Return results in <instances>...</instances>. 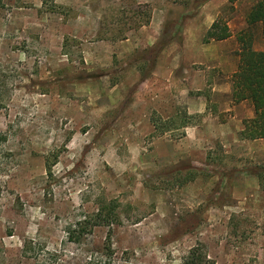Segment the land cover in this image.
I'll use <instances>...</instances> for the list:
<instances>
[{"label":"rangeland","instance_id":"1","mask_svg":"<svg viewBox=\"0 0 264 264\" xmlns=\"http://www.w3.org/2000/svg\"><path fill=\"white\" fill-rule=\"evenodd\" d=\"M255 2L0 1V264H183L196 247L213 264H264V175L238 193L232 180L243 176L224 169L264 163L213 143L178 159L182 126L197 123L185 119L187 94L209 106L208 80L230 81L211 68L201 89L198 47L171 75L155 53L181 43L185 27L219 22L233 38L202 39L205 48L238 58ZM151 21L162 29L153 47L121 49ZM252 34L264 52L259 28Z\"/></svg>","mask_w":264,"mask_h":264},{"label":"crops","instance_id":"2","mask_svg":"<svg viewBox=\"0 0 264 264\" xmlns=\"http://www.w3.org/2000/svg\"><path fill=\"white\" fill-rule=\"evenodd\" d=\"M212 25L213 24L205 29H201L200 27L183 28L181 31V43H177L175 40L170 39L165 45L166 48L158 54L159 58H162V62H164L163 58H168L169 62L167 64L161 63L158 67L161 69L167 65V67H169L168 74L171 75L175 72V68L177 69L178 67L177 58H180V60L184 58L185 48L189 46L198 47L201 51V59L195 58L192 61V64L198 63V65H204L205 70L198 72V74H202L199 80V82H202L201 89L206 87V79L209 78V73L206 71H209L211 68L218 69V77H216V79L219 80V78H222L230 81L226 82V84L221 87L217 85L218 82H214L215 79L212 80V82L210 79L208 80V83L212 84L210 85L212 88L210 90L209 106L204 99L198 98L196 95L191 93L187 94L186 101L183 103L184 111H186L187 115L185 119L192 120L193 117H195L197 118V123L189 124V122H186L187 125L182 127L183 134L178 140L177 147H183L184 150L180 152L182 155L178 154V159L179 156L192 158L193 155L190 157L189 154L191 155L194 150L204 151L205 149H211L212 146L210 144L213 143L217 149H219V144L226 155L235 151L237 148L240 149L239 147H244L246 148L244 149L246 152L242 154H244L246 158L251 159L255 163H264V139L245 141L239 138V134L244 128V122L250 121L254 118V111L250 104L247 102H240L236 104L232 100L231 78L237 71L239 58H218L216 54H210V50L205 48L206 45L202 42V39H204L206 33ZM227 29L230 34L229 27ZM161 32V27L156 24L153 25V22L151 21L148 26L143 25L138 28L134 36L132 35L130 39H126L122 42L125 44H122L121 49L133 51V49L137 47L151 48L160 38ZM232 38L233 36L230 35L229 38L223 41L216 42L214 40H210V43L207 46H215L223 42H227ZM180 47H182V52H179ZM178 63H181V61ZM192 72L193 70L188 73L191 74ZM194 89L195 87L193 90L190 89L189 91H195L196 93H200L201 91V89ZM179 107V103H175L174 105H169L166 109H164L165 111L163 110V112L166 113L164 115L165 120L176 117ZM170 132L171 130L166 131L164 135L169 134ZM206 145L210 146L205 148ZM169 153L171 154V151L168 152V155ZM224 169L231 171V174L243 176L232 180L235 181L233 183H236L238 186V188H236L238 193L240 191H249L260 188L257 177L252 175L242 166H232L230 168L225 166ZM220 181V184L224 185L222 184V180ZM226 182L227 180H225V183Z\"/></svg>","mask_w":264,"mask_h":264},{"label":"trees","instance_id":"3","mask_svg":"<svg viewBox=\"0 0 264 264\" xmlns=\"http://www.w3.org/2000/svg\"><path fill=\"white\" fill-rule=\"evenodd\" d=\"M245 24L246 31L237 37L239 64L236 73L231 78V94L234 103L247 102L254 111V118L244 122V128L240 132L239 138L245 141H256L264 139V52L253 50L252 29L258 27L261 36L264 38V0H256L246 14ZM229 37L227 27H220V23L216 22L206 33L204 43H208L210 40L223 41ZM165 45L166 43L157 47L156 56L165 48ZM185 125L187 123L182 127H185ZM155 129L157 132L159 127H155ZM252 175L263 178L264 170L252 172ZM105 216H108L106 217L107 221H105L107 226L116 221L112 212L105 214L103 217ZM183 264L213 263L208 261L207 256L196 247L189 252Z\"/></svg>","mask_w":264,"mask_h":264}]
</instances>
